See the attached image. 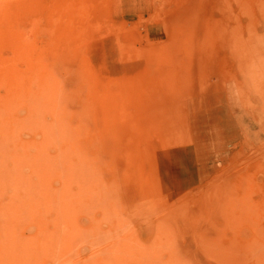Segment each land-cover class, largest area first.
<instances>
[{
    "label": "rangeland",
    "instance_id": "rangeland-1",
    "mask_svg": "<svg viewBox=\"0 0 264 264\" xmlns=\"http://www.w3.org/2000/svg\"><path fill=\"white\" fill-rule=\"evenodd\" d=\"M0 59L57 88L0 104V264H264V0H0Z\"/></svg>",
    "mask_w": 264,
    "mask_h": 264
},
{
    "label": "bare ground",
    "instance_id": "bare-ground-1",
    "mask_svg": "<svg viewBox=\"0 0 264 264\" xmlns=\"http://www.w3.org/2000/svg\"><path fill=\"white\" fill-rule=\"evenodd\" d=\"M1 60V59H0ZM17 60V59H16ZM16 62V61H15ZM37 62V61H36ZM40 63V62H39ZM15 64V63H14ZM12 64H7L5 66V64H3L2 61H0V85L4 86L5 88V93L6 95H8L9 98H7V100H3L0 102L4 103L3 106H6L7 104L10 106L13 103L19 102L22 98L26 99V98H33V96H36V98H38L39 96H41L43 93H45L47 96H50V98H47L48 100H51L52 103V107L55 109V90H57V88H55V84L53 83V80H51V78L49 77L50 75L46 72V70H38V67L32 62L30 64H33L32 66L30 64H28V66L30 65L31 67L25 69V71H19L17 70V67L15 65ZM15 67V68H14ZM37 67V68H36ZM41 67V66H40ZM49 75V76H48ZM55 76V75H53ZM56 81V80H55ZM0 86V87H1ZM57 87V86H56ZM39 94V96H37ZM44 94V95H45ZM43 96V95H42ZM41 96V97H42ZM45 98V97H44ZM1 99V98H0ZM41 99V98H40ZM45 100V99H44ZM29 103H31V100H28ZM31 101V102H30ZM42 101V99H41ZM8 102V103H7ZM10 102V103H9ZM34 102V101H33ZM43 102V101H42ZM46 101H44L45 103ZM5 103H7L5 105ZM43 103V105H44ZM32 104V103H31ZM49 104V102H48ZM36 105V104H35ZM19 106V105H18ZM17 106V107H18ZM2 107V105H1ZM33 107V104H32ZM35 107V106H34ZM49 106H47L48 108ZM38 108V107H37ZM36 108V109H37ZM17 109V108H16ZM49 109V108H48ZM40 110V109H39ZM55 112V110H53ZM2 113V112H1ZM6 113V112H5ZM6 115V114H5ZM1 118V117H0ZM53 119V118H52ZM1 120V119H0ZM30 123V122H29ZM32 124V123H31ZM46 125V123H44ZM14 126V125H13ZM48 126V125H47ZM44 127V126H43ZM42 127V128H43ZM55 127V126H54ZM29 129V128H28ZM53 129V128H51ZM54 130V129H53ZM33 131V130H32ZM55 131V130H54ZM53 131V132H54ZM57 131V130H56ZM60 131V130H59ZM58 132V131H57ZM61 133V131H60ZM68 133V132H67ZM49 134V132H48ZM32 135V134H31ZM73 135V134H72ZM57 136V135H56ZM61 137V135H58ZM67 136V134H66ZM69 137V136H68ZM14 138V137H13ZM59 138V137H58ZM65 138V136H64ZM67 138V137H66ZM65 138V139H66ZM57 139V138H55ZM62 139V138H60ZM43 141V140H42ZM61 142V140H60ZM58 141V143H60ZM63 142V141H62ZM68 143V142H67ZM67 143L66 146L67 147ZM57 144V142H56ZM73 144V143H72ZM61 145V144H60ZM69 147V146H68ZM70 148V147H69ZM71 149V148H70ZM57 150V148H56ZM75 150V147H74ZM76 152V150H75ZM64 155V152H62ZM77 154V153H76ZM13 155V154H12ZM68 155V154H67ZM62 156V155H61ZM64 157V156H62ZM57 159V158H56ZM77 160V159H76ZM56 162V161H55ZM61 163V162H59ZM62 164V163H61ZM93 164V163H92ZM81 165V164H78ZM87 166V165H86ZM63 168V167H62ZM66 168V167H65ZM75 168V167H74ZM85 168V167H84ZM90 168V167H89ZM59 170V169H58ZM62 170H65L64 168ZM68 170V169H67ZM71 170V169H70ZM66 171V170H65ZM78 171V170H77ZM64 172V171H63ZM62 172V173H63ZM67 173V172H66ZM65 173V174H66ZM78 173V172H77ZM59 174V173H57ZM64 174V173H63ZM60 175V174H59ZM69 176V175H67ZM63 178V177H62ZM88 178V177H87ZM61 179V175L60 178ZM63 181V179H61ZM60 180V181H61ZM65 180V179H64ZM88 180V179H87ZM56 181V180H55ZM82 182V181H81ZM73 183V182H72ZM62 184V182H61ZM64 185V184H62ZM16 186V185H15ZM77 187V186H76ZM63 189V188H62ZM69 189V188H68ZM65 191V190H64ZM29 192V191H28ZM57 194V193H56ZM63 196V195H62ZM57 197V196H56ZM63 199V198H62ZM61 201V200H60ZM67 202V200H66ZM34 203V202H33ZM63 207V206H62ZM65 207V206H64ZM3 209V208H2ZM58 211V210H57ZM4 213V212H3ZM62 213V211H61ZM66 213V212H65ZM13 214V213H12ZM6 218V217H5ZM59 219V218H58Z\"/></svg>",
    "mask_w": 264,
    "mask_h": 264
}]
</instances>
